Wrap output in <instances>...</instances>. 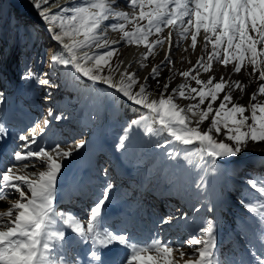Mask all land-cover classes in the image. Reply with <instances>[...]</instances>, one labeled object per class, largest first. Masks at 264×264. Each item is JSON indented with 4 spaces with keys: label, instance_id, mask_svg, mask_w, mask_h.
<instances>
[{
    "label": "snow or ice",
    "instance_id": "obj_1",
    "mask_svg": "<svg viewBox=\"0 0 264 264\" xmlns=\"http://www.w3.org/2000/svg\"><path fill=\"white\" fill-rule=\"evenodd\" d=\"M117 3L118 0H80L69 7L60 5L58 0H33V7L59 45L52 61L62 66L64 75L73 81L86 78L93 86H106L103 95L110 103L128 102L141 113L122 129L117 151L127 152L136 140L146 136L147 142L162 149L167 159L200 168L203 174L195 187L206 190V177L219 170V162H231L247 149L249 141L264 142V102H257L258 96L264 95V0H125L130 11L119 9ZM110 20L113 22L108 23ZM127 25L132 26L131 31ZM110 31L119 32L120 38L109 40ZM174 34L179 40L190 39L184 51L190 48L193 53L199 37L201 55L191 68L178 72L183 83L168 92L176 74L173 72L157 97L148 91L147 81L149 77L157 79L164 67L174 63ZM153 35L156 39L150 40ZM165 43L168 50L164 59L152 67L144 82L137 72L128 71L131 62L125 66L120 59L121 45H143L145 51L136 62L144 68V61L155 57V50L163 49ZM220 67L227 76L221 74L217 80L214 73ZM242 70L249 75V82L251 78L261 82L248 105L233 101V92L243 93L247 87L231 79L232 74ZM202 73L208 74L206 79ZM21 79L60 87L27 65ZM157 86L160 87L158 79ZM177 99L194 102L181 106ZM4 102L5 94L0 91V104ZM47 115L57 121L65 118L63 114L54 115L52 109ZM209 120L207 129L202 128ZM50 123L45 118L26 133L15 134L13 139L21 143L13 151L2 153L0 202L16 194L18 198L8 203L7 211H0V264H81L79 252L73 259L66 256L77 247L83 249V264H179L180 260L183 264H229L227 257L219 256L217 229L212 220L205 221L179 245L155 237L150 242H140L111 228L105 213L114 188L111 182L85 209L83 218L59 211L65 162L79 154L87 142L81 139L74 145L57 143L51 147L39 144L37 137ZM221 134L224 138L218 139ZM9 135L8 125L0 117V143ZM102 171L107 177L108 170ZM246 183L253 199L242 196L240 203L264 222V176L249 178ZM207 210L211 212L213 207ZM194 211L199 212L200 208ZM172 219L165 217L161 223L169 224ZM258 244L248 250L250 259L242 264H264V230L258 236ZM173 253L178 254V259L173 258Z\"/></svg>",
    "mask_w": 264,
    "mask_h": 264
},
{
    "label": "rangeland",
    "instance_id": "obj_2",
    "mask_svg": "<svg viewBox=\"0 0 264 264\" xmlns=\"http://www.w3.org/2000/svg\"><path fill=\"white\" fill-rule=\"evenodd\" d=\"M14 2H17L14 10L10 6L7 7L9 0L5 1L4 6H0V91L4 92L6 101L10 94V89L13 88H10V86L14 83V77L7 71L9 65L19 77L25 73L27 65L34 73L44 78H50L53 83L60 85V87L43 86L36 83L35 80L22 79L21 88L22 84L23 86L25 85L26 91L25 98L20 100L19 105L21 111H24L25 116L21 122L22 133H26L36 122H41V115H38V119L36 120L37 114L33 118L34 114L31 113V110L39 111L40 114H43V119L47 118L51 121L47 128H45L42 136L37 137L39 144L45 147H51L57 143L61 144V146L74 145V143L81 139L87 142L85 148L79 154L74 155L73 158L68 160L73 163L72 167L67 161L65 162L61 176V184L62 178L73 171L74 164L78 169L82 165L93 166L90 164V161L96 165L98 164V160L103 157L102 155L105 154L103 160L106 159V163L109 166L106 169L108 172L111 171L112 174L107 182H111L114 185L111 196L113 195L118 179L124 177V174H127V176L142 177L144 179V188L148 187V191L153 192L155 195L159 193L157 186L166 188L167 190H179L180 187H183L185 193L182 197L186 203L182 205L184 209L181 216L168 214L158 219V221H156L155 216L147 219V222H152L156 225V222L161 223L163 218L171 216L173 218L172 221L169 224L162 223L161 226H164L163 230H167L171 236L170 239L174 241L183 242L188 238L189 234L194 230H198L202 226L200 217H204L205 221L212 220L215 223L217 243L222 240V236L229 235V233L239 235L242 230L240 226L243 222L242 219L246 216H249L250 219L255 220L260 225L259 218L250 214L248 209L240 203V200L242 196L246 200L253 199V194L248 190L249 185L246 183L249 178H252L251 172L253 171V174H257L258 177L264 176V156L261 155L264 153V142L253 143L249 141L247 149L237 156V161L228 167L220 164L219 170L216 173L209 174L206 177V190H198L195 187L196 182L203 174L200 168L186 165L182 160L179 162L169 160L164 156L163 152L159 154L158 163L150 162L153 160L152 154L158 149L147 142L149 138L146 136L136 140L127 152L117 151L116 145L118 140L116 139L122 135V129L131 119L139 118L140 112H137L135 116L129 115V108L131 107L127 106V114L129 116H126L124 114L126 110L125 102L117 100L115 104H112L107 101L103 95L105 88L97 92L90 85H87L83 78L80 81H73L70 77L64 75L62 66L52 61L54 52L59 51L58 43L48 39V33L45 32L46 34H44L43 29L37 21L38 19L33 16L34 12L37 11L33 7V0H14ZM58 2L60 5L64 3L62 6L67 5L71 7L74 3H80V0L70 4H67L66 0H58ZM18 7L20 10L23 7L28 8L30 10L28 12L32 15V18L27 14L18 13ZM111 22L113 21H109L108 23ZM41 25L45 27L42 23ZM19 27L21 29L17 30ZM126 28L129 31L132 30L131 25H127ZM15 31L18 32L16 33ZM164 31L166 34L168 29ZM117 33L118 38L113 35V32H108V39L118 40L121 34L119 32ZM149 39L154 40L156 36H150ZM133 46L136 45H121L120 59L124 60L128 50ZM139 47L144 49L143 45ZM210 50L211 45H209ZM92 51L102 50L93 49ZM155 51L157 52L155 57L150 56L144 61L146 67L140 68L136 62L131 64L130 68L138 71L141 82H144L143 78L145 76H149L152 67L159 65L164 59V56L161 55L159 50L156 49ZM200 55L201 52L198 54L193 52L192 54H187L184 51L180 56L179 62H177L176 55H172L174 63L164 67L160 76L157 78L160 82V87L157 86V79L149 77L147 81L149 85L148 91L158 97L159 93L163 90L162 85L175 72L176 74L173 76L168 89V92L171 93L173 88L184 82V78L179 76L178 72L191 68ZM182 57L183 62L181 63ZM231 68L232 66L229 65V73L231 72ZM250 71L251 68L249 66L248 72ZM45 73L49 75L44 76ZM221 74L227 76L223 67H220L214 73L217 80H219ZM207 76L208 74L202 73V78L206 79ZM231 79L241 81L247 85L243 93L239 90L233 92V101L242 105H248L251 94L257 90L261 82L255 78H251V82H249L250 77L244 70L240 74H232ZM15 81H17L16 78ZM191 84L194 87L196 86L194 81H191ZM28 95L31 97L29 98ZM45 96H49L50 98L46 100L44 98ZM176 102L181 106H185L194 101L177 99ZM257 102H264V95L258 96ZM218 104L219 100L214 107L218 106ZM205 106L206 104L202 107ZM48 109H52L54 115L63 114L65 118L59 121L52 119V117L47 115ZM108 111L110 113L117 112V114L110 118ZM245 115H249V113L246 112ZM115 123H118L119 129H113V124ZM209 124L210 120L206 121L201 127L207 129ZM223 138L222 134L218 137V139ZM163 163L164 165L161 166ZM100 168L99 165L98 169ZM29 170L31 171L33 169ZM81 170L84 171L85 169ZM98 172L102 173V170H98ZM137 184L138 186H142L140 185V179L137 180ZM133 189L134 187H130L126 191L129 194ZM155 195V198L153 197L150 203L151 206L150 204L149 207L146 205L148 211L145 213L161 215V210L154 209L158 206L157 196ZM11 198V201L18 198V194L12 195ZM141 200L136 205H140ZM9 202L3 201L0 204L2 211H7ZM119 202L120 198L117 200V204ZM209 206L213 207V211L209 212L207 210ZM196 207L200 208L199 212L194 211ZM185 215L187 218L185 219L184 225L180 227L179 222L182 221ZM140 218L144 219L145 216L142 215ZM227 229L230 230L228 231ZM258 229L260 230V227ZM173 236L176 237L173 238ZM185 251L187 252L189 249L185 248ZM173 258L178 259V254L173 253ZM187 258V256L184 257L185 260ZM179 264H183V260H180Z\"/></svg>",
    "mask_w": 264,
    "mask_h": 264
},
{
    "label": "bare ground",
    "instance_id": "obj_3",
    "mask_svg": "<svg viewBox=\"0 0 264 264\" xmlns=\"http://www.w3.org/2000/svg\"><path fill=\"white\" fill-rule=\"evenodd\" d=\"M5 1H6V0H0V6H4ZM64 1H65V0H64ZM75 1H77V0H66V3H67V4H70V3L75 2ZM124 2H125V0H118V3H117V5H116V7H118V8L121 9V10L130 11V9H128V8L125 6V3H124ZM63 4H64V3H62V5H63ZM53 11H56V9H53ZM33 16H34L35 18H37L38 21H40V22L43 24V26L46 27V29H47V31H48V34H47V35H48V39H49V40H53V39H52V33L49 31V25H47V24L41 19V17L38 15V11H35L34 14H33ZM110 21H111V20H110ZM56 31H59V29L57 28ZM113 35H114L116 38H118V37H117V35H118L117 32H113ZM66 39H67V38H66ZM53 41L56 42L55 40H53ZM173 42H174L175 45L177 44L178 46H174V47L172 48V55L175 54L176 57H177V62H179V61H180V56H181V54L184 52V48L188 47V45L190 44V39L187 40V41L179 40L178 37L174 34V35H173ZM197 45H198V47H197V51H198V52L196 51V52H195L196 54L200 53V49H201V46H202V41L200 40L199 37H198V43H197ZM177 49H179V50H177ZM144 50H145V49L140 48L139 46H133V47H131V48L128 50V52H127V54H126V56H125V59H124V61H125V66H127V64H128L129 62H131V64H133L134 62L138 61V60H139V57H140V55H141V53H143ZM157 50H159V52L161 53V55L164 56V53L168 50V44L165 43V46H164L163 49H157ZM186 53H187V54H192V51H190V48L188 49V51H187ZM136 63H137V62H136ZM137 64H138V63H137ZM128 71H129V72H137V73H138L137 70L134 71V70H133L132 68H130V67L128 68ZM138 76H139V73H138ZM15 94H16V91L12 92L11 99H9V100L7 101V103H6V105H5V108H4V111H2L3 108H2L1 111H0V117H2L3 120L6 121V123H7V118H8L9 115H8V116H5L4 113H5L6 110H8V105L12 102V99L14 98ZM129 107H131V108H129V112H130L129 115H133V116L137 115V112H138V111H136L132 106H129ZM12 111H13V108L11 109V113H12ZM11 113H10V114H11ZM138 113H139V112H138ZM7 125H8V123H7ZM8 126H9V125H8ZM8 141H9V139H7V140L3 143V145L1 146V148H0V154L3 152V150L5 149V146H6V145L9 146ZM80 159H81V158H80ZM67 163H68L71 167L73 166V163H72V162L67 161ZM87 173H88V170H87V169H85L84 171H82V170H77V171H76V168H74L73 171H72L71 173L65 175V176L62 178V185H69L68 182H75V181L77 180V176H78V175H82L83 178L87 179V176H86ZM85 184H87V182H85ZM119 198H120L119 195H117L116 198H112V199L107 203V210H106V212L111 211L112 206H113L114 204H117V200H118ZM5 209H6V208H5ZM0 211H2L1 208H0ZM175 257H176V256H175ZM175 259H176V258H175Z\"/></svg>",
    "mask_w": 264,
    "mask_h": 264
},
{
    "label": "water",
    "instance_id": "obj_4",
    "mask_svg": "<svg viewBox=\"0 0 264 264\" xmlns=\"http://www.w3.org/2000/svg\"><path fill=\"white\" fill-rule=\"evenodd\" d=\"M57 46H59V45H57ZM87 81V80H86ZM87 82H90V81H87ZM127 105H131L130 103H128V102H125ZM262 156H264V153L263 154H261ZM238 158H235V159H233V160H237Z\"/></svg>",
    "mask_w": 264,
    "mask_h": 264
},
{
    "label": "trees",
    "instance_id": "obj_5",
    "mask_svg": "<svg viewBox=\"0 0 264 264\" xmlns=\"http://www.w3.org/2000/svg\"><path fill=\"white\" fill-rule=\"evenodd\" d=\"M9 16V15H8ZM9 18V17H8ZM27 26H29V25H27Z\"/></svg>",
    "mask_w": 264,
    "mask_h": 264
}]
</instances>
